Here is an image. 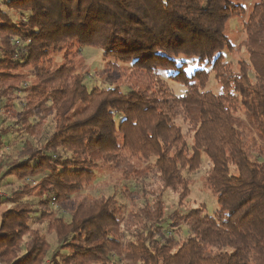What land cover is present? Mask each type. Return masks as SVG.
Wrapping results in <instances>:
<instances>
[{"label":"trees","instance_id":"obj_1","mask_svg":"<svg viewBox=\"0 0 264 264\" xmlns=\"http://www.w3.org/2000/svg\"><path fill=\"white\" fill-rule=\"evenodd\" d=\"M246 1L0 0L2 264H264V0ZM85 47L119 85L89 88ZM205 158L216 211L166 213ZM105 174L134 182L129 209L85 194Z\"/></svg>","mask_w":264,"mask_h":264},{"label":"rangeland","instance_id":"obj_2","mask_svg":"<svg viewBox=\"0 0 264 264\" xmlns=\"http://www.w3.org/2000/svg\"><path fill=\"white\" fill-rule=\"evenodd\" d=\"M256 0H247L246 5L248 6V9L251 10L253 3ZM246 18L242 17H236L233 19L230 23L229 30H228V36L230 37L231 42L234 45V50L231 52H226L225 57L226 60L231 62L233 65H236L237 62L241 59L246 58V54L244 51L238 50L240 42L245 37V32L243 28V23ZM83 54L85 57V63L90 67L92 78L90 79V82L88 83V86L90 89L94 88L95 86L99 87H111L115 85H119L120 81L115 75V73L108 71L104 66V60H103V52L91 47H85L83 49ZM161 76L163 79H165L168 82L169 87L172 89L175 95L180 96L183 95L186 91L185 87L182 84L176 83L174 81H171L168 79L167 75L165 73L161 72ZM209 89H211L215 93H219L220 89L218 85L214 82L212 79L209 83ZM1 127V125H0ZM5 142L7 144L2 149V152L9 153L14 151L15 146L18 145L19 142H21L20 136H17L15 134H10L6 139ZM135 163L138 166L143 167L144 163L142 160H135ZM209 165L206 158L204 159V162L201 166V168L198 171H195L190 174H186L187 177L190 179V192L189 196L183 201L182 204H179V197L176 193L172 191H167L164 194V203H165V210L166 213H171L172 211L179 209L182 212H185L192 208H198L200 206L205 207L206 213L212 215L217 207V201L214 195H212L211 192L207 191L204 188V182L207 176ZM105 177L100 180V182L93 187L91 190H87L85 194L90 195H98L101 193H104L105 195H111L116 190L117 197L123 205H126L128 209L131 206L130 198L126 197L124 194V190H134L136 185L133 181H127L123 179V177L120 174H105ZM120 182V183H116ZM118 184V185H116ZM18 183L16 182L14 186H17ZM0 188L3 192H7V186L5 185V182L0 183ZM101 193H100V192ZM42 232L47 235L46 229L42 227H37ZM49 238H53L52 236H49Z\"/></svg>","mask_w":264,"mask_h":264},{"label":"built area","instance_id":"obj_3","mask_svg":"<svg viewBox=\"0 0 264 264\" xmlns=\"http://www.w3.org/2000/svg\"><path fill=\"white\" fill-rule=\"evenodd\" d=\"M3 197H7V194L5 192H3L0 188V198H3ZM0 264H2V263L0 262Z\"/></svg>","mask_w":264,"mask_h":264}]
</instances>
